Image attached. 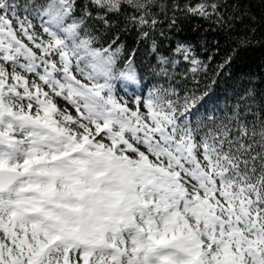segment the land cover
<instances>
[{
    "label": "snow or ice",
    "instance_id": "6c2138e0",
    "mask_svg": "<svg viewBox=\"0 0 264 264\" xmlns=\"http://www.w3.org/2000/svg\"><path fill=\"white\" fill-rule=\"evenodd\" d=\"M0 0V264H264V0Z\"/></svg>",
    "mask_w": 264,
    "mask_h": 264
},
{
    "label": "trees",
    "instance_id": "16d2710c",
    "mask_svg": "<svg viewBox=\"0 0 264 264\" xmlns=\"http://www.w3.org/2000/svg\"><path fill=\"white\" fill-rule=\"evenodd\" d=\"M252 2L255 5L254 10L259 12V0H252ZM262 58H264V48L260 46L249 49L241 54V62L245 68L258 65Z\"/></svg>",
    "mask_w": 264,
    "mask_h": 264
}]
</instances>
